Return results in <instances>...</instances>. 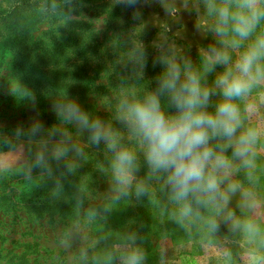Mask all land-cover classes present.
<instances>
[{
  "label": "clouds",
  "instance_id": "1",
  "mask_svg": "<svg viewBox=\"0 0 264 264\" xmlns=\"http://www.w3.org/2000/svg\"><path fill=\"white\" fill-rule=\"evenodd\" d=\"M114 3L132 9L137 23L132 38L123 42L120 79L126 86L112 105L111 121L82 108L65 89L50 104L56 123L45 127L33 118L11 132L0 125V148L20 152L24 144H35L26 175L34 169L51 173L53 162L84 156L74 135L87 134L89 147L103 145L109 154L104 170L117 199L144 197L154 183L163 210L177 224L195 227L209 245L222 227L239 234L245 242L241 264H264V0ZM153 3L166 21H178L182 11L194 13L196 32L210 43L199 47L194 61L164 23L151 44L152 66L160 71L146 80L149 53L140 37L147 22L141 9ZM10 91L30 100L35 110V94L23 83L17 81ZM139 239L127 234L104 253V264H146ZM217 254L225 264H235L231 251L221 248Z\"/></svg>",
  "mask_w": 264,
  "mask_h": 264
},
{
  "label": "rangeland",
  "instance_id": "2",
  "mask_svg": "<svg viewBox=\"0 0 264 264\" xmlns=\"http://www.w3.org/2000/svg\"><path fill=\"white\" fill-rule=\"evenodd\" d=\"M112 1L0 0V125L4 130L11 132L18 125L27 126L33 118H38L45 127L56 123L50 104L58 87L61 93L66 89L67 95L84 109L87 103L94 102L101 110L110 111L116 100H112L116 86L113 84L125 72L123 42L132 38L131 32L137 23L131 19L132 9L115 10ZM141 11L147 22L145 33L140 37L149 53L146 80L160 71V66H152L155 50L151 44L164 23L168 22L171 28L169 36L194 61L199 47L210 43V39H202L196 32L194 13L182 11L178 21H166L157 3ZM66 20L80 21L85 28L96 29L95 34L102 39L105 49H109L108 65L114 61L121 73L116 74L114 66L106 74L100 73L95 87L84 97L73 94L77 91L71 89L92 73L93 60L58 51L51 62L44 64L35 58L29 46L47 49L45 44L52 39L51 33L58 32ZM17 81L35 94V110L30 100L16 98L11 93L10 88ZM120 90L116 89L115 93ZM74 140L84 148V156L72 157L59 165L53 162L51 173L34 169L31 176L26 173L36 151L35 144H24L20 152L9 153L0 148V264H104V259L101 261L104 253L133 232L140 237L138 243L146 254V264H225L217 254L221 248L231 251L235 264H241L245 242L239 234L229 233L222 227L209 245L198 230L185 229L170 218L162 208L163 197L154 183L149 202L142 203L141 208L133 207L137 203L134 195L121 197L118 202L113 200L116 193L108 174L98 181L80 185L79 193L66 199L63 212L49 208L47 205L57 186L55 182L50 185L49 180L57 169L64 167L78 174L81 167L91 166L88 160L96 154L87 145V134L74 135ZM261 163L264 166V161ZM79 176L85 179L86 173L81 172ZM260 193L264 196V173H261ZM101 203L103 206L98 207ZM235 203L234 199L233 207Z\"/></svg>",
  "mask_w": 264,
  "mask_h": 264
},
{
  "label": "trees",
  "instance_id": "3",
  "mask_svg": "<svg viewBox=\"0 0 264 264\" xmlns=\"http://www.w3.org/2000/svg\"><path fill=\"white\" fill-rule=\"evenodd\" d=\"M112 3H114V0L112 1ZM121 9H125V7L119 4H115V10ZM66 14L67 11L64 12V15ZM112 14H115V11H113ZM94 30L98 32L96 29ZM94 30L92 28H85V25H83L80 21L66 20L61 25V28L58 27V32L51 33L52 41L50 40L48 43L45 44L48 47L47 49L44 47L45 49L40 48V50H36V48L29 44L35 58L40 62L44 61V64L51 62L52 59H54V54H56L58 51H60V54L63 55L66 54L71 55L75 58L93 60L92 62L94 70L92 71V73L87 75L86 77H83L82 81L78 85H76V87H73L71 89L73 90L72 92L77 91V93L73 94H79L80 97H84L86 95V92H90L92 88L95 87V81L99 78V74H106L110 67L114 66L115 73L121 74L119 72L118 65L115 64L114 61H111L114 64H111V66L108 65L107 60L110 59L108 53L109 49H105L102 39H100L95 34ZM197 59L198 55H196L195 61ZM120 77L121 76L119 75V79L116 80L115 84H113L116 86L113 87V93L115 94V96L112 100L116 99L118 95L115 93V90H118V88L120 90L121 87H125ZM59 88L60 87H58L57 89ZM57 89L56 91H54V93L58 91ZM72 92L69 91L68 93L71 94ZM40 96L41 98H43V95ZM97 105L98 104L94 102L87 103L85 110L89 112H94L96 115H99L102 119L111 120L112 108L110 109V111H103L98 108ZM93 149L96 154L94 158H89L88 161L91 163V166L88 169L83 166L78 171V174H74L71 171L65 169L64 167L57 169L53 177L49 180L50 185H54V182L57 185L55 186L56 193L52 195V201L50 204L47 205L49 208L53 207L56 211L59 210L60 213L63 212V208H65L64 206L66 205V202H68L66 199H71L72 197H74V195L79 193L80 185L90 183L92 182V180L98 181L100 180L99 177L101 178L108 174L104 169L107 168L109 154L106 152L103 145H101L99 148L93 146ZM85 165L88 167L87 164ZM144 171V169L141 170L139 174L141 177H143ZM81 172L86 173L87 179H84L83 176H79ZM149 195L150 193L139 199H137L134 195V199L137 203H135L133 207L135 209L143 207L142 203L149 202ZM120 199L121 198H114L113 200L115 202H118L120 201ZM78 200L79 197H77V201ZM102 206V203L98 205V207ZM41 207L46 208L45 205H42ZM87 210L90 213V207L87 208ZM191 229L193 231L197 230L195 227H192ZM101 261H103V257H101ZM99 264H102V262H99Z\"/></svg>",
  "mask_w": 264,
  "mask_h": 264
}]
</instances>
